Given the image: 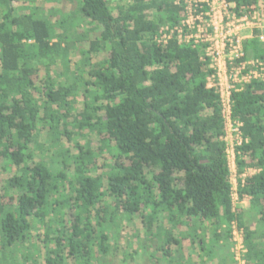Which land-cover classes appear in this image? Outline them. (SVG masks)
Listing matches in <instances>:
<instances>
[{
    "label": "trees",
    "instance_id": "obj_1",
    "mask_svg": "<svg viewBox=\"0 0 264 264\" xmlns=\"http://www.w3.org/2000/svg\"><path fill=\"white\" fill-rule=\"evenodd\" d=\"M45 1L72 9L50 23L0 0V264H117L128 230L138 247L118 264H209L225 245L234 262L233 224L245 264H264V83L231 96L236 176L255 172L238 209L204 50L159 42L182 0ZM226 1L238 17L264 3ZM257 35L246 60L264 61Z\"/></svg>",
    "mask_w": 264,
    "mask_h": 264
},
{
    "label": "built area",
    "instance_id": "obj_2",
    "mask_svg": "<svg viewBox=\"0 0 264 264\" xmlns=\"http://www.w3.org/2000/svg\"><path fill=\"white\" fill-rule=\"evenodd\" d=\"M185 5V19L180 27L161 30L159 42L166 43L173 34L179 43L192 48L204 50L203 61L211 71L207 79L208 88H215L219 96L222 118L225 125L224 141L230 168V157L235 166V149L243 142L240 124L232 120L231 96L252 82L264 83V61L244 59L243 43L253 37V31H258V39L264 42V3L260 4L249 15L238 17L234 5L226 0H182ZM246 29L249 31L246 36ZM232 176V171L230 168ZM249 173V174H248ZM244 174L251 175L254 171ZM232 204H241L238 192L232 191ZM247 201V198L245 197ZM232 255L233 264H245L246 249L243 243V233L236 224L232 225Z\"/></svg>",
    "mask_w": 264,
    "mask_h": 264
},
{
    "label": "rangeland",
    "instance_id": "obj_3",
    "mask_svg": "<svg viewBox=\"0 0 264 264\" xmlns=\"http://www.w3.org/2000/svg\"><path fill=\"white\" fill-rule=\"evenodd\" d=\"M27 3L29 4H37L41 7H43V11L45 12V14H42V12H40V14L37 13V11L33 10V8L31 7H26L24 9V14L27 13V14H31V13H36L37 15H34L35 17H39V19H46L48 22L51 23V19L54 18V16L56 15L55 19H61V11H64L65 13L70 11L72 9V6L70 5V3H60L58 4L57 7H59L60 10H57L59 13L57 14L56 11H51L50 9H48V6H47V2L45 0H18V3H16V10H15V14L17 15L18 12H20V8L22 6H25ZM39 15V16H38ZM58 15V16H57ZM76 19H74L75 21ZM77 22V20H76ZM69 64L71 67H75L76 66V63L78 62L79 60V57H78V54L75 53V52H70L69 54ZM41 141H45V138H42ZM229 157H230V168H231V171H232V175H234V172H233V160H232V157H231V153H229ZM249 174V173H248ZM232 180L235 179L231 176ZM123 223V220L121 221ZM135 230V229H133ZM133 231L131 230H128V234L125 235V236H122L121 238V242H122V245L120 246V250H121V254L120 255H117L115 257V260H116V263L118 264L117 260L118 259H121L123 256H122V251L124 250H129L130 249V246L132 248H136V244H134L135 242V239L133 237ZM134 245V246H133ZM152 251H148V253H146L148 255V258H153L154 255H152L151 253ZM118 257V259H117ZM169 259V258H168ZM171 260L170 262L169 261H164L163 264H174L176 261H177V258L174 257V259H169ZM125 262V261H123ZM126 264V263H124Z\"/></svg>",
    "mask_w": 264,
    "mask_h": 264
},
{
    "label": "crops",
    "instance_id": "obj_4",
    "mask_svg": "<svg viewBox=\"0 0 264 264\" xmlns=\"http://www.w3.org/2000/svg\"><path fill=\"white\" fill-rule=\"evenodd\" d=\"M248 33H249V31L246 29V36L248 35ZM70 54V53H69ZM71 67V66H70ZM71 68H73V67H71ZM232 168L234 169L233 170V172H234V175H232V177L233 178H235V179H233L232 180V178H231V183H232V191H234V193H236V192H238V179L239 180H243L242 178H243V176L244 175H241V176H239V177H237L236 176V169H235V166H232ZM248 173V171L245 173V174H247ZM240 202H241V204H235V205H233L234 206V208H238V209H246V206H247V201L245 200V197H242V198H240ZM134 244H136V248L138 247V245H137V241H135L134 242ZM134 246V245H133ZM136 248H135V250H136ZM228 250V251H227ZM125 251V250H124ZM230 249L225 245L224 246V252L222 253V255L223 254H228L229 255V258H228V260H227V264H233V262H232V258H231V255H230ZM221 255V253H220V251H219V248H217V249H215L214 250V254H213V259L215 260V262H214V260H211V262H209V264H217V262H219V259H220V257L222 256ZM137 261L136 262H134L133 264H137V262H138V259H136ZM187 260V259H186ZM186 260H184L182 263L183 264H189L188 263V261H186ZM181 263V264H182Z\"/></svg>",
    "mask_w": 264,
    "mask_h": 264
}]
</instances>
